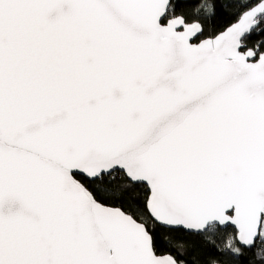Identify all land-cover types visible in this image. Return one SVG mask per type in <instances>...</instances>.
<instances>
[{
    "label": "snow or ice",
    "instance_id": "snow-or-ice-1",
    "mask_svg": "<svg viewBox=\"0 0 264 264\" xmlns=\"http://www.w3.org/2000/svg\"><path fill=\"white\" fill-rule=\"evenodd\" d=\"M0 264H264V0H0Z\"/></svg>",
    "mask_w": 264,
    "mask_h": 264
}]
</instances>
